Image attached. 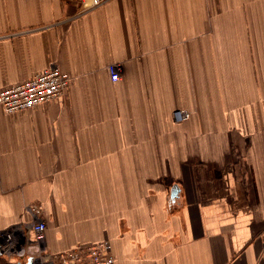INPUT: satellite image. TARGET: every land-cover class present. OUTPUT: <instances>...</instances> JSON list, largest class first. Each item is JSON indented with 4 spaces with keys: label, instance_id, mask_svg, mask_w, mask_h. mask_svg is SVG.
Instances as JSON below:
<instances>
[{
    "label": "crops",
    "instance_id": "1",
    "mask_svg": "<svg viewBox=\"0 0 264 264\" xmlns=\"http://www.w3.org/2000/svg\"><path fill=\"white\" fill-rule=\"evenodd\" d=\"M79 9L0 0V89L50 63L71 78L0 106V230L38 202L53 253L107 239L115 264H264V0Z\"/></svg>",
    "mask_w": 264,
    "mask_h": 264
},
{
    "label": "built area",
    "instance_id": "2",
    "mask_svg": "<svg viewBox=\"0 0 264 264\" xmlns=\"http://www.w3.org/2000/svg\"><path fill=\"white\" fill-rule=\"evenodd\" d=\"M102 0H80L82 10L98 5ZM111 81L119 80L120 63L107 66ZM69 74L50 63L33 76L0 89V106L5 113L32 108L46 100L62 97L70 82ZM175 122L190 118V112L183 108L172 110ZM30 219L9 229L0 230V252L10 258H17L29 264H115L111 244L107 239L82 242L72 248L50 252L45 247L46 223L42 218L41 204L27 206Z\"/></svg>",
    "mask_w": 264,
    "mask_h": 264
},
{
    "label": "rangeland",
    "instance_id": "3",
    "mask_svg": "<svg viewBox=\"0 0 264 264\" xmlns=\"http://www.w3.org/2000/svg\"><path fill=\"white\" fill-rule=\"evenodd\" d=\"M76 1H78V3H79V11H83L82 10V7H81V3H80V0H76ZM106 1H108V0H102L98 5H100L101 3H104V2H106ZM97 6V5H96ZM92 7H95V6H92ZM91 8V7H90ZM87 9H89V8H87ZM86 9V10H87ZM31 204H38V202H33V203H29V204H27L26 206H25V209L27 208V206H29V205H31ZM39 204H41L42 205V208H43V213H44V206H43V204L42 203H39ZM43 213H42V218L45 220V218H44V215H43ZM45 223H46V221H45ZM12 227V226H11ZM47 227V226H46ZM10 228V227H9ZM9 228H6V229H9ZM45 234H46V232H45Z\"/></svg>",
    "mask_w": 264,
    "mask_h": 264
},
{
    "label": "water",
    "instance_id": "4",
    "mask_svg": "<svg viewBox=\"0 0 264 264\" xmlns=\"http://www.w3.org/2000/svg\"><path fill=\"white\" fill-rule=\"evenodd\" d=\"M179 192V188L177 185H173L171 188V192H170V197L172 199L176 198ZM10 264H15V263H10ZM17 264H21V263H17ZM25 264H29V262L25 263Z\"/></svg>",
    "mask_w": 264,
    "mask_h": 264
},
{
    "label": "bare ground",
    "instance_id": "5",
    "mask_svg": "<svg viewBox=\"0 0 264 264\" xmlns=\"http://www.w3.org/2000/svg\"><path fill=\"white\" fill-rule=\"evenodd\" d=\"M65 96V95H64ZM54 99V98H53ZM95 241V240H94Z\"/></svg>",
    "mask_w": 264,
    "mask_h": 264
}]
</instances>
